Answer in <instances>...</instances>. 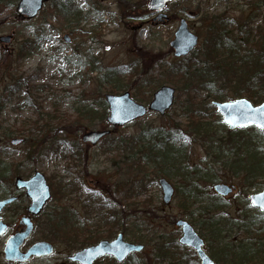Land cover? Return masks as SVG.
Instances as JSON below:
<instances>
[{
  "label": "rangeland",
  "instance_id": "rangeland-1",
  "mask_svg": "<svg viewBox=\"0 0 264 264\" xmlns=\"http://www.w3.org/2000/svg\"><path fill=\"white\" fill-rule=\"evenodd\" d=\"M71 1L72 5L82 11L83 18L78 24L67 20L70 16L67 17L59 10L57 0H45L32 18L18 15L17 0L14 6L0 2V36H11L9 42L0 41V97L7 88L5 86L15 84L12 77L21 76L24 79L22 87L11 94V101L0 107V160L5 164L9 163L12 170L15 165H25L27 169L22 167L21 170H24L23 178L41 171L52 192L42 213L33 217L35 227L26 243L46 239L55 245L54 252L44 257H33L23 264H74L67 260V255L73 253L74 248L61 241L43 237L46 232L43 223L47 212L59 203L53 197V193L57 194L59 188L65 189L60 203L77 212L70 222L76 227L83 224L79 229L83 236H89L91 232L88 231H95L96 228L102 233L101 238L106 239L113 232L116 234L117 231H122L125 240L144 244L143 251L129 257L127 264H140L144 258L153 261L155 245L160 243L171 244V247H165L169 254L178 253L175 255V262L198 264L194 252L177 243L180 229L175 226L174 221L184 218L199 230L195 224L201 209L199 205L210 204L207 198L213 193L214 183H234L238 190L241 189L242 192L244 189L248 194L264 189V178L255 180L254 185L246 183L242 186L239 178L226 172L223 157H216L214 151L209 154L205 152L207 147L204 136L199 134L194 139L192 132L179 129L185 128L187 122H190L188 116L192 112L191 117L211 121V141L217 143L223 138L227 126L220 120L211 101L246 97L255 105L259 103V97L254 101L249 97L250 88L246 87L239 88L238 96H232L234 92L232 86H229L227 89L223 88V99L215 100L205 91L195 92L194 98L189 94L187 85L177 79L178 76L173 75L172 71L170 74L165 71L166 68L182 65V62H177L180 58L172 55L169 42L173 39L179 19L184 17L190 30L199 36L197 46L201 49L207 36V25L201 20L203 14L219 15L224 22L228 21L227 28L232 30L235 28L234 23H241L240 19L244 18L253 32L264 25V0H176L165 9L168 21L156 23L151 21V16L140 20L124 17L126 14L121 9L136 7V1ZM144 7L148 11L146 3ZM142 8L139 6V10ZM231 20H235L234 23L230 24ZM66 34L69 41L63 40ZM147 53L151 57L157 53L148 66L141 59V55ZM144 68L146 73L142 72ZM216 77L214 90L221 86L223 80L220 73ZM164 83L176 90L175 102L165 115L148 111L144 117L125 123L92 146L81 140V134L85 131L101 128L98 118L102 104H105L103 95L111 86H119L120 89L113 93L128 90L137 102L148 104L154 90ZM2 97L4 100L10 98L8 93ZM90 106L96 110L94 118L87 120L83 117L79 120L77 110ZM71 118L76 119V123L71 125L73 129L70 132H65L58 122L60 119L61 123L62 120L68 122ZM176 122L177 127L174 125ZM161 125L168 126L171 131L184 132L176 141L185 147L188 156L186 164L190 168L195 166L199 169L198 185L204 192V199L200 203L188 202L185 203L186 208L181 207V193H175L174 190L172 199L164 204L157 183L158 178L163 175L156 174V165L151 160L141 162L138 141H141L143 135L138 139L135 136L145 132L146 128ZM15 129H20L21 132H16ZM9 131L15 132L6 138L4 134ZM261 133L250 145H254L263 156L264 143L259 141L264 139V132ZM32 134L45 141L49 138L57 140V147L43 145L39 156L28 160ZM12 138L24 140L12 145ZM148 140H151L150 136ZM56 149L58 150L55 151ZM15 176V172L11 171L7 179L0 180V197L3 194L22 192L15 189ZM164 177L174 187L181 186L179 174ZM105 182L107 185L101 187ZM215 196L218 195L213 193L212 200L216 199ZM18 200L16 205L12 204L2 212L9 229L0 235V264H8L2 257L3 241L17 226L24 214L23 208L28 205V199L23 193ZM226 200L217 215L233 214L235 209L244 206L242 193L238 194L235 190ZM109 208L114 211L108 210ZM249 210L255 213L256 209L251 207ZM99 218L103 222L98 221ZM78 220L82 223L79 224ZM256 224L261 229L256 236L234 229L227 236L229 238L226 237L227 241L229 244L244 241L245 246L250 236L251 239L264 237V223L260 221ZM200 230L204 231L203 228ZM225 234L226 231L222 233L223 236ZM200 235L207 243L209 237L204 232ZM216 238L213 235V240ZM245 253H250V249L247 248ZM260 259L256 263L252 261L247 264H264V259ZM160 263L153 261L152 264ZM98 264L111 263L99 261Z\"/></svg>",
  "mask_w": 264,
  "mask_h": 264
},
{
  "label": "trees",
  "instance_id": "trees-1",
  "mask_svg": "<svg viewBox=\"0 0 264 264\" xmlns=\"http://www.w3.org/2000/svg\"><path fill=\"white\" fill-rule=\"evenodd\" d=\"M2 1L7 6L15 5V0H9L11 2L0 0V2ZM57 1L56 5H58L59 10L66 14L67 17L70 16L69 19H67L69 22L78 24L82 21L83 16L81 15V9L72 5L71 0ZM129 1H136V7L129 6V9L126 7L122 8L121 12L126 14L124 17H133L136 20L145 18L148 13V11L145 10L146 7H144L146 0ZM139 1H141V3ZM1 5L2 3L0 7ZM139 6L140 8H144L139 10ZM201 20L207 25V36L205 41L202 42L201 49H199V46L196 47L194 51L181 57L177 61L182 62V65L166 68L165 71L168 74L172 71L173 75L178 76L179 78L177 79H180L184 85H187L189 94H192L194 98H196L194 95L195 92L205 91V93H209L215 100H218V98L223 99V88L227 89L229 86H232V91L234 92L232 96H238L240 93L239 88L246 87L248 89L250 88L251 91L249 97L254 101L259 97L257 102L260 103L264 100V25L257 27V29H254L252 32V29L248 27V21L245 22L244 18L240 19V21H242L241 23H234L235 20H231L230 24H235L234 30L227 28L228 21L225 20L224 22L219 15L207 16L203 14V16L201 15ZM248 45H250V47H248ZM166 53H168V51ZM156 54L157 53L152 54V57L149 56L148 53L146 55L142 54V63L148 66ZM142 70L144 73L147 72L145 68ZM217 73L222 74L223 80L221 86L214 90L213 87L215 85L214 82L216 80L215 78H217ZM11 80L15 84L5 86L7 88H5L2 95L4 96V94L8 93L10 98L4 100L1 96L0 107H2L5 102L11 101V94L18 91L17 88L20 86L22 87L24 83V79L21 76L12 77ZM110 88L106 91L117 92L120 90L119 86H111ZM77 112L79 120L83 117L90 120L94 118L96 110L94 111L93 107L90 106V108L83 107L77 110ZM106 113V105L102 104L100 116L98 118L101 123V128L108 126L105 122ZM191 116L192 112H190L188 116L190 122H187L185 128L182 127L183 129L180 128L179 130H188L192 132L194 139L195 137L197 138L199 134L204 136L205 145L207 147L205 148V152L209 154L210 151H214L216 152V157H223L222 162L227 168L226 172L228 175L230 173V176L239 178L242 186L243 184L246 185V183L254 185L255 180L258 178L260 179V177L264 178V154L261 156L257 148L254 145L252 147L250 145L252 142H255L259 134H262L259 130L254 127L249 129H226L222 136L223 138H221L219 142L214 143L211 141L210 134L212 128L211 121ZM193 119L198 122H195ZM60 121L58 123L61 124L60 126L65 132H70L73 129L71 125L76 123V119L72 118L67 120L68 122L62 120L61 123ZM177 124L178 122L174 125L177 127ZM44 127L46 126L44 125ZM15 130L16 132H21L20 129ZM144 131L145 132H141L140 135L138 134L135 136L136 139H138L139 136L143 135L141 136V141H138L141 162L146 163L147 160H151L156 165V174L158 173L166 177L176 174L180 175L181 186L175 187V193H181V207L186 208L185 203L188 202L200 203L201 199H204V192L200 189V185H198V177L200 181L199 169L195 166L190 168V166L186 164L188 156L184 150L185 147L182 143L176 141L179 137V133L177 131H171L168 126L164 125L155 126L151 129L146 128ZM14 132L15 131L6 132L4 136L7 138ZM148 135L151 140H148ZM36 137V134L31 135V151L27 155L28 160H32L39 156L43 145L47 144L48 146L54 145L57 147L56 144H58V141L55 139L49 138L45 141L42 138ZM259 142L261 144L264 143V139ZM57 150L58 149L55 151ZM22 167L23 169H27L25 165H15L16 169L14 168L12 170L9 163L5 164L0 160V180L7 179L11 171L15 172V177L24 175V170L21 171ZM105 185H107L106 182L100 186L105 187ZM63 190L65 189L63 188ZM63 190L59 188L57 194L53 193V197L55 196L54 198L59 201V203L47 212L45 222L43 223L46 227V232L43 237H47L52 241H61L74 249L86 246L88 242L101 238L103 235L99 232V229L96 228L95 231L90 230L88 231L91 232L89 236H83V233L79 232L83 224L76 227L70 222L71 217H74L77 212L68 205L62 204V202L60 203V198L64 194ZM235 191L238 192V194L242 193L244 199V206L242 208L235 209L233 214L219 216L217 212L221 210L220 207H222L227 200L219 196H215L216 199L212 200L213 193H211L207 198V202H210V204L204 203L203 205H199L201 206L199 218L195 219V224L199 227V230L202 228L204 230H200V232H204L205 236L209 237L206 245L210 250V256L217 264H247L252 261L255 263L257 260L261 261L260 258L264 259V237L256 239H253V237L252 240L250 236V240L245 243V246L243 245L244 241H241L240 244H229L227 241V238H229L227 236H229L234 229H239L240 231H245L246 234L250 233L256 236V234L261 231L256 223L260 221L264 223V215L261 214L259 210L256 209L255 213L249 210L251 206L247 202V193L244 189H242V192L241 189ZM108 210L114 211L111 208ZM98 221L103 222L102 218H99ZM78 222L79 224L82 223L80 220H78ZM224 231H226V234L223 236L222 233ZM213 235L217 237L214 240ZM165 246L167 245L161 243L155 245L156 253L155 257H153L154 262L159 261L161 262L160 264H168L163 261L166 260L165 257L169 254V250H167L168 247L166 248ZM247 248L250 249V253H245ZM143 260L140 261V264L153 263L150 258H144ZM122 264H127V260L122 262ZM176 264H179V262Z\"/></svg>",
  "mask_w": 264,
  "mask_h": 264
},
{
  "label": "water",
  "instance_id": "water-1",
  "mask_svg": "<svg viewBox=\"0 0 264 264\" xmlns=\"http://www.w3.org/2000/svg\"><path fill=\"white\" fill-rule=\"evenodd\" d=\"M45 0H18L16 5V12L19 16H27L32 18L36 15L38 10L42 7ZM171 0H147V6L149 11L158 12L155 20L161 22L168 19V16L163 12L167 7V4ZM10 35L0 36V41L9 42ZM64 41L69 40V36L66 34L63 36ZM198 36L193 33L186 22V19L182 17L180 19L178 27L173 33V40L169 42V46L173 49V55L175 57H181L191 52L195 45H197ZM175 90L170 85H162L158 87L148 107L136 102L131 98L130 92L122 91L120 94L105 93L104 99L108 104V115L106 121L111 126H123L125 123L133 121L135 118L142 117L146 113L147 108L151 111L159 112L161 115L165 113L173 104ZM217 113L220 114L221 120L227 125L228 129L254 126L256 129L263 130L264 127V101L258 105H253L245 97H239L235 100L229 101H212ZM110 130L102 129L85 131L81 134V139L85 143L90 145L97 143L103 135L108 134ZM21 138H12L11 144L17 145L21 142ZM17 189L24 188L26 195L30 199V204L27 207L28 213L39 214L42 210L46 200L51 196L49 191V185L45 181V176L42 172L36 171L28 179L17 177L15 180ZM159 186H161L162 197L165 203H168L173 194L174 187L165 178L158 179ZM215 192L220 196L229 195V193L235 188V184L230 185L226 183H216L213 186ZM249 202L252 207L258 208L264 214V190L260 192H254V194L248 195ZM14 198L0 199V210L10 203ZM1 216V215H0ZM24 224L23 230L17 232L8 237L4 242L3 256L8 261L23 262L28 260L32 256L43 257L44 255H50L54 250V245L47 240H38L33 242L25 252H20L19 247L25 238L30 236L33 229V224L29 216H24L20 220V224ZM176 225L181 228V235L178 238L179 243L185 246L195 249V252L200 259V264H216L213 259L209 257L205 249L202 247L204 240L198 235L194 227L191 224L181 218L176 221ZM6 225L0 219V234L4 232ZM143 249V244L127 242L123 240L122 233H118L116 238L112 240L100 239L97 244L86 246L80 250H77L74 255L69 256L68 259L80 264H92L97 257L103 255H111L117 262L123 261L130 253L140 252Z\"/></svg>",
  "mask_w": 264,
  "mask_h": 264
},
{
  "label": "flooded vegetation",
  "instance_id": "flooded-vegetation-1",
  "mask_svg": "<svg viewBox=\"0 0 264 264\" xmlns=\"http://www.w3.org/2000/svg\"><path fill=\"white\" fill-rule=\"evenodd\" d=\"M26 179V178H25ZM14 186H15V189L17 190V191H19L18 189H17V187H16V185H15V183H14ZM24 188H22L21 189V191L22 192H20L19 194H3V196H1L0 197V199H9V197H13L14 199L12 200V201H10V203H8L7 205H5L1 210H0V219L3 221V223H4V225H6V228H5V230H4V232L3 233H1L0 235H3V234H5L6 232H7V230L9 229V225H7V223L6 222H4V220H3V215H2V212H3V210L4 209H6V208H8L10 205H12V204H14V205H16L17 204V202L19 201L18 199L20 198V196H22V193L27 197V199H28V205L26 206V208L24 207L23 209H25L24 210V214H22L21 215V217H20V219H19V221H18V223L16 224L17 226L13 229V231L10 233V234H7L6 236V238H5V240L8 238V237H10L12 234H15V233H17V232H21V230H23V228H24V224H20V220H21V218L22 217H24V216H29L30 217V219H31V222H32V224H33V229H32V231L34 230V227H35V224H34V221H33V217H36V216H38V214H30V213H28V211H27V207L29 206V198H28V196L26 195V192H24ZM248 195V194H247ZM246 199H247V202H248V204H249V199H248V197H246ZM163 203L164 204H167V203H165L164 201H163ZM169 203V202H168ZM47 204V203H46ZM249 205H251V204H249ZM43 211V210H42ZM42 213V212H41ZM178 219H181V218H178ZM178 219H176L175 221H174V224H175V226L177 227V228H179L180 229V234H179V236L181 235V228L179 227V226H177L176 225V221L178 220ZM191 226H193V225H191ZM194 227V226H193ZM194 229H195V231L199 234V236L201 237V238H203L201 235H200V230H197L195 227H194ZM118 233H122V235H123V232L122 231H117V233L116 234H114V232L110 235V236H108L107 237V239L106 238H97L96 240H93L92 242H88L87 244H86V246H89V245H93V244H97V241H99L100 239H105V240H112V239H114V238H116V236L118 235ZM32 234V232L30 233V236L28 237V238H25L24 240H23V242H22V244L20 245V247H19V250H20V252L22 253V252H25L30 246H32L31 244H33V242H35L36 240H34L33 242H31V243H26L27 241H28V239L32 236L31 235ZM179 236L177 237V243H178V238H179ZM123 237H124V235H123ZM5 240L3 241V244H2V257L4 258V260H5V262L6 263H8V264H23L24 262H26V261H28V260H30L31 258H33V257H35V256H32V257H30L28 260H26V261H23V262H19V261H8V260H6L5 259V257L3 256V248H4V242H5ZM203 240H204V242H203V248L205 249V251L208 253V248H207V246H206V241H205V239L203 238ZM86 246H82V247H80V248H76V249H74V252L73 253H71L70 255H67V260L69 261V262H71V263H74V264H80V263H78L77 261L76 262H73V261H71V260H69L68 259V257L69 256H72V255H74V253L77 251V250H80V249H82V248H85ZM181 246H185V245H181ZM167 247H171V244L170 243H168V245H167ZM186 248H188V249H190L192 252H194V254H195V258H196V262L198 263V264H200V259L198 258V256H197V254H196V252H195V249H192L191 247H187V246H185ZM178 253H176V254H174V253H172V254H168V255H166V260H163L164 261V263H168V264H176L177 262H175V255H177ZM129 255H133V253H131V254H129ZM99 261H106V262H109V263H111V264H122V262L121 261H119V262H117L116 260H115V258L113 257V256H111V255H103V256H100V257H97V259L96 260H94L93 261V263L92 264H98V262ZM166 261V262H165ZM179 262V261H178Z\"/></svg>",
  "mask_w": 264,
  "mask_h": 264
},
{
  "label": "snow or ice",
  "instance_id": "snow-or-ice-1",
  "mask_svg": "<svg viewBox=\"0 0 264 264\" xmlns=\"http://www.w3.org/2000/svg\"><path fill=\"white\" fill-rule=\"evenodd\" d=\"M261 127H264V125H261Z\"/></svg>",
  "mask_w": 264,
  "mask_h": 264
}]
</instances>
